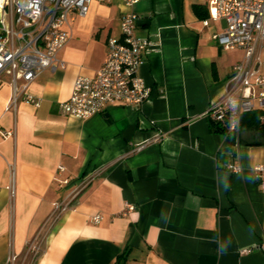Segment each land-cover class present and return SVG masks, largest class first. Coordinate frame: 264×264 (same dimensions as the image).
Here are the masks:
<instances>
[{
    "label": "crops",
    "instance_id": "0c3cea01",
    "mask_svg": "<svg viewBox=\"0 0 264 264\" xmlns=\"http://www.w3.org/2000/svg\"><path fill=\"white\" fill-rule=\"evenodd\" d=\"M132 11L135 35L154 44L137 71L150 100L68 116L60 104L75 79L96 74ZM209 16L203 0L92 1L58 53L64 67L30 83L39 106L7 110L11 76L0 75V264L9 243L16 264H264V178L254 172L264 165V117L253 128L241 121L230 143L205 115L244 56L215 42L226 23ZM258 54L264 72V44ZM84 174L95 175L53 222V203ZM35 239L36 256L27 249Z\"/></svg>",
    "mask_w": 264,
    "mask_h": 264
},
{
    "label": "built area",
    "instance_id": "2783aa9c",
    "mask_svg": "<svg viewBox=\"0 0 264 264\" xmlns=\"http://www.w3.org/2000/svg\"><path fill=\"white\" fill-rule=\"evenodd\" d=\"M92 1L112 0H0V75L11 76L12 95L7 110H15L19 102L39 106L37 97L28 92L30 83L45 69L52 72L63 68L59 51L72 37L71 25L77 17L87 14ZM128 6L140 0H122ZM209 18L224 19L221 32L213 34L222 49H242V60L235 63L226 81L224 94L209 103L205 115L224 128L228 138L238 141L241 118L244 114L264 111V72L260 70L258 48L264 44V0H203ZM138 15L132 11L121 19L120 38L107 41L104 63L92 77L75 79L69 99L60 104L65 114L89 119L104 112L110 105L122 104L139 107L151 98V88L138 75L139 67L154 44L148 38L135 35ZM3 136H14L4 131ZM139 149V147H138ZM137 149V150H138ZM229 171L238 172L239 165L227 164ZM63 171L64 167L59 166ZM260 180L264 178V165L254 167ZM8 185L10 197L15 195L14 173ZM95 174H84L73 183L67 199L53 203V222L70 208L76 196L93 180ZM66 178L60 182L69 184ZM264 187V181H261ZM127 210L133 206L127 204ZM102 216L96 214L93 222ZM27 249L36 256L41 252L39 240L27 242ZM18 254L9 243L4 264H16Z\"/></svg>",
    "mask_w": 264,
    "mask_h": 264
},
{
    "label": "trees",
    "instance_id": "16d2710c",
    "mask_svg": "<svg viewBox=\"0 0 264 264\" xmlns=\"http://www.w3.org/2000/svg\"><path fill=\"white\" fill-rule=\"evenodd\" d=\"M262 117H264V111L260 110V111L252 112L249 115H246L241 121L242 124L245 125L247 124V126L253 128V127L261 126ZM215 125H218L217 127L219 128V130L224 133V128L220 124L215 123ZM229 142L233 143L234 142L233 138H230Z\"/></svg>",
    "mask_w": 264,
    "mask_h": 264
}]
</instances>
